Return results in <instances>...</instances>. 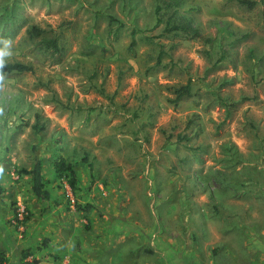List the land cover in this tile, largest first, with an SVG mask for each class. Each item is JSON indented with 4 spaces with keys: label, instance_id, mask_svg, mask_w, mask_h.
Returning a JSON list of instances; mask_svg holds the SVG:
<instances>
[{
    "label": "rangeland",
    "instance_id": "374dc122",
    "mask_svg": "<svg viewBox=\"0 0 264 264\" xmlns=\"http://www.w3.org/2000/svg\"><path fill=\"white\" fill-rule=\"evenodd\" d=\"M241 1L0 0L4 64L32 67L0 69L5 264H264V0Z\"/></svg>",
    "mask_w": 264,
    "mask_h": 264
},
{
    "label": "trees",
    "instance_id": "16d2710c",
    "mask_svg": "<svg viewBox=\"0 0 264 264\" xmlns=\"http://www.w3.org/2000/svg\"><path fill=\"white\" fill-rule=\"evenodd\" d=\"M242 3H248L250 5H255V2L252 1H246L242 0ZM164 3L165 0H157V5H156V14L158 16V21L161 22L163 20V9H164ZM174 4V3H172ZM176 4V2H175ZM166 5V4H165ZM15 10V8H14ZM5 15V13H4ZM12 20L15 21L17 18V14L15 12H11ZM115 17L113 15L110 16V22L109 24L112 25L115 21ZM188 25V24H187ZM186 26L185 24L182 25L179 22L177 23L174 19L167 20L166 22V28L168 32H173V31H181L185 30ZM32 35H37L40 36L42 35L45 30H42L38 26H33L31 29H29ZM44 44L48 48H53L55 50L59 49V44H58V36L54 37H48L44 38ZM133 42L131 43V47L135 45L136 40L133 39ZM5 74H11L14 72H23L26 70H32V67L24 64L22 62H14V63H6L3 65L2 68H0ZM176 94H177V99H181L185 95H191L192 94V85L189 80V82L185 85L180 86L179 88L176 89ZM34 164L31 169L22 167L18 169V172L20 174H29L32 179V191L33 193L40 198L43 202H48L52 199V191L51 189L47 186V182L45 180L44 176V170H43V159L38 153V148L37 146L34 147ZM54 168L56 173L60 177H68L69 184L71 187L76 188L77 186V173H76V165L72 161H68L64 156H59L55 161H54ZM30 253H25L23 255V258L20 262V264H40L38 259H33V260H28L27 257H29ZM6 262V255L5 251L3 249H0V264H5Z\"/></svg>",
    "mask_w": 264,
    "mask_h": 264
},
{
    "label": "clouds",
    "instance_id": "9594fccd",
    "mask_svg": "<svg viewBox=\"0 0 264 264\" xmlns=\"http://www.w3.org/2000/svg\"><path fill=\"white\" fill-rule=\"evenodd\" d=\"M5 43L8 44V43H11L10 40L8 39H5ZM11 55V52L8 51L7 48H0V68L3 67V64H4V57L5 56H9ZM0 79H3V74L0 73Z\"/></svg>",
    "mask_w": 264,
    "mask_h": 264
}]
</instances>
